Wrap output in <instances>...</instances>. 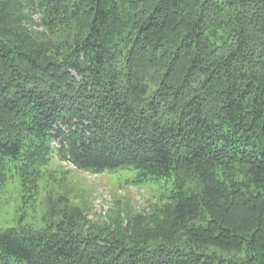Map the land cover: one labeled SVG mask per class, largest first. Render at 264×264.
<instances>
[{
  "label": "trees",
  "instance_id": "trees-1",
  "mask_svg": "<svg viewBox=\"0 0 264 264\" xmlns=\"http://www.w3.org/2000/svg\"><path fill=\"white\" fill-rule=\"evenodd\" d=\"M56 151L167 189L101 222L49 193L0 264H264V0H0V188L37 201Z\"/></svg>",
  "mask_w": 264,
  "mask_h": 264
},
{
  "label": "rangeland",
  "instance_id": "rangeland-1",
  "mask_svg": "<svg viewBox=\"0 0 264 264\" xmlns=\"http://www.w3.org/2000/svg\"><path fill=\"white\" fill-rule=\"evenodd\" d=\"M55 176L47 175L37 201L25 200V192L19 175L10 176L0 188V230L20 225L41 227L47 214L46 195L52 193L55 199L60 195L82 207L91 221L108 219L115 206L132 211L148 212L165 191V182L136 183L137 169L93 174L75 168L73 163L55 155L49 167Z\"/></svg>",
  "mask_w": 264,
  "mask_h": 264
}]
</instances>
